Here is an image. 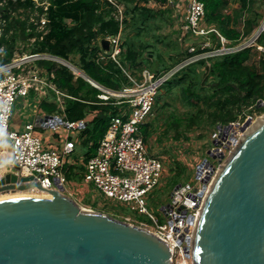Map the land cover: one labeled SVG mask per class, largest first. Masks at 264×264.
<instances>
[{
	"label": "trees",
	"instance_id": "16d2710c",
	"mask_svg": "<svg viewBox=\"0 0 264 264\" xmlns=\"http://www.w3.org/2000/svg\"><path fill=\"white\" fill-rule=\"evenodd\" d=\"M44 1L48 2L47 8L36 0H0V64L9 63L18 52L17 46L21 42L30 43L33 38L32 52H48L68 61L72 55L78 56L77 61L71 62L90 78L112 89L131 85L128 74L136 77L138 70L147 68L160 76L182 65L164 81L156 95L157 115L142 125L146 142L156 129V118L167 105L165 95L171 97L175 89L180 91L188 108L184 118L173 121L177 124L183 121L188 129L195 125H228L242 114L246 117L247 110L264 112V105H257L259 100H264V32L258 36L255 45L187 62L202 50L199 47L195 53L189 52L187 47L184 50L181 43L191 34L183 35L180 28L167 61L161 53L154 58V53L149 51L153 45L144 38L153 25L161 28L159 21L169 19L168 9L161 7L167 0H159L161 5L153 8L142 4L143 0H117L124 6L122 20L115 17L116 6L109 0ZM203 1L206 24L225 36L230 47L250 36L261 23L262 14L252 7L253 0H237L240 3L237 16L226 12L230 0ZM42 16L47 19L46 34L38 28ZM210 35L220 46L217 33ZM109 36H120L122 52L118 61L111 57L110 50L102 47L101 40ZM38 63L48 72L53 71L57 86L74 97L65 100L63 116L66 120L81 121L89 114H95L79 135L88 160L104 137L112 114L119 111L118 106L102 103L97 96L100 90L83 76H76L63 63L50 60ZM49 105L56 110V99ZM75 168L69 163L64 165L67 182L82 180ZM177 183L178 178L173 180L174 186Z\"/></svg>",
	"mask_w": 264,
	"mask_h": 264
},
{
	"label": "built area",
	"instance_id": "2783aa9c",
	"mask_svg": "<svg viewBox=\"0 0 264 264\" xmlns=\"http://www.w3.org/2000/svg\"><path fill=\"white\" fill-rule=\"evenodd\" d=\"M116 6L115 17L123 18L122 4L117 0H109ZM46 6L47 1H43ZM170 3L181 9L180 28L183 35H190L200 39L197 44L191 43L188 51L195 53L198 47L202 50L195 53L187 62L196 61L217 54L242 49L255 45L256 37L247 43H239L230 47L227 39L216 28L205 24V3L203 0H170ZM47 19L42 16L39 30L46 34ZM0 28V35L2 34ZM257 31L264 32V18ZM216 32L221 45L210 44L211 33ZM110 41L111 57L118 61L122 52L120 36L107 37ZM35 40V39H34ZM263 49L262 46H258ZM208 49V50H206ZM104 57V56H102ZM40 60H50L68 66L76 76H83L97 87V94L102 103H111L118 106L119 111L112 114L109 126L104 137L100 140L96 153L86 163L84 180L92 183L97 191L107 199L132 204L142 213L155 218L149 210L148 195L160 183L164 173V164L161 158L150 153L149 146L142 133V125L147 121L153 111L156 95L164 83L177 69L164 75L156 76L154 72L145 68L141 77L128 74L131 85L121 89H112L82 72L74 63L48 52H29L13 58L9 63L0 64V154L9 145L14 165L22 168L27 174H34L48 189H66L67 178L64 172L65 159L75 149V141L67 139L62 148L46 145L38 132L36 124L29 122L24 129L12 127L11 120L15 104L19 97H27L32 91L45 94L51 90L57 102V107L65 110L66 98H74L54 82V72H48L39 65ZM68 61V62H67ZM180 68V67H179ZM264 105V100H259L257 105ZM252 117L253 116H248ZM246 121V120H245ZM245 121L230 123L241 127ZM242 122V124L240 123ZM38 125L43 129L71 130L85 128V120L70 122L59 113L46 114L39 118ZM226 129H224L225 131ZM242 132H239L237 139ZM225 134V133H223ZM226 141L219 139L222 145H235L231 137ZM216 155L224 152L215 151ZM219 159V157H217ZM220 160V159H219ZM217 172V166L210 161L197 164L195 182L185 181L177 183L171 193L170 199L161 207L165 220H156L147 228L164 242L171 250L172 264L192 263V238L195 223L203 205L206 193L210 187L211 179ZM126 221L132 223L128 217Z\"/></svg>",
	"mask_w": 264,
	"mask_h": 264
},
{
	"label": "water",
	"instance_id": "95a60500",
	"mask_svg": "<svg viewBox=\"0 0 264 264\" xmlns=\"http://www.w3.org/2000/svg\"><path fill=\"white\" fill-rule=\"evenodd\" d=\"M101 43L111 49L109 39ZM263 116L236 126L243 134L252 127L210 184L192 238L195 264H264ZM34 189L51 196L0 199V264H172L168 244L147 228L87 210L19 166L0 169V195Z\"/></svg>",
	"mask_w": 264,
	"mask_h": 264
},
{
	"label": "rangeland",
	"instance_id": "374dc122",
	"mask_svg": "<svg viewBox=\"0 0 264 264\" xmlns=\"http://www.w3.org/2000/svg\"><path fill=\"white\" fill-rule=\"evenodd\" d=\"M36 1L39 4L44 3V0ZM252 7L256 12L262 14V21L264 18V0H253ZM230 8L233 10V14L237 16L236 11L239 8H236L234 6H231ZM177 11L179 16L175 15L169 17V19L160 20L159 23L161 25V28H155L156 26L153 25L151 32L144 37L145 39H149L150 43L153 45V47H151L149 51L154 53V58H156L158 53H161L162 55H164V58L169 61V55L173 52L172 43L176 38L178 39V29L181 24L180 15L182 14V11L181 9H177ZM34 14L37 15L38 12L35 11ZM256 31L257 28L250 36L242 39L240 43H247L252 37H254ZM154 35H157V37H155ZM212 39L213 38H211V40ZM199 40L200 39L191 36L187 38L184 43H181V46L185 50L186 47L188 48L191 43ZM31 42V45L28 42H21L19 46H17L18 52L15 53L13 58L18 57L23 53L32 52L31 49L34 45L33 38L31 39ZM210 44H212L213 46H217V42L214 40H212V42L210 41ZM147 54L148 52L145 53V56H147ZM77 59L78 56L72 55L71 59L69 60L74 62L75 60L77 61ZM136 75V77H141V71L138 70L136 72ZM165 98L167 105L163 110L162 115H160L159 118H156V129L149 137L147 142L150 153H155L159 158L162 159L164 164V173L160 183L148 195L147 206L155 218H152L149 214L142 213L132 204L119 202L113 199H107L99 191L94 189L92 185H87L85 183L68 181L66 183V194L74 198L80 204V206L87 210L103 212L114 218L122 220H126L129 217L132 223L139 226H147L149 228V226L155 224L156 220L160 222H163L165 220V216L161 211V207L170 199L171 193L174 188V179L178 178L179 183L185 181L195 182L197 164H200L204 161H210L211 163L216 165L217 170H219L223 163L231 157L239 144L236 143L235 145H228L227 147H224L220 143L215 144V141L220 137L219 126L195 125L192 129H188L186 123L184 124L183 121L178 124L174 123V118H184V114L187 111L188 107L184 105L182 94L178 89H175L173 91L171 97H167L165 95ZM262 105L263 104H261V106ZM56 112L61 115L64 114V111H62L58 107L56 109ZM157 112L158 107H156L154 103L153 112L148 117V120L156 116ZM246 112L247 116L243 117V114L240 115L238 121H245L248 116H253L252 120L256 121L259 116L264 115V112L258 111L256 109L253 111L247 110ZM168 121H170V123H168ZM240 123L242 124V122ZM63 130L65 129H61L57 133V135L60 136V140L58 141H61V139L64 137ZM244 134L242 131L238 140H240ZM75 143L77 144V141ZM217 149H221L224 152V158H222L221 160L212 157L211 153L209 152L210 150L214 152ZM83 150H85L84 147L78 146L76 148L75 154L80 155L81 153H83ZM212 180L213 179H211V182ZM12 193L31 194L32 191L8 192V194ZM192 262L193 264H195L194 261Z\"/></svg>",
	"mask_w": 264,
	"mask_h": 264
},
{
	"label": "crops",
	"instance_id": "0c3cea01",
	"mask_svg": "<svg viewBox=\"0 0 264 264\" xmlns=\"http://www.w3.org/2000/svg\"><path fill=\"white\" fill-rule=\"evenodd\" d=\"M141 3L147 5L148 7H151V8L158 7L161 5V2L159 0H143V1H141ZM231 6L239 8L240 3L237 0H230L229 8ZM161 7L168 9V16L169 17L175 16V15L179 16L175 3L174 4L170 3V0L165 1L164 4L161 5ZM229 8L226 9L227 14H233V10L231 8L230 9ZM209 27H212V26H209ZM239 27L240 28L243 27L242 22H240ZM179 29H180V26H179ZM138 78H140V77H138ZM52 101H55V95L51 90L46 91V93L44 95L39 94L38 92L32 91L31 94L27 97H19L17 99L16 104H15L14 114H13V117L11 120V125L15 129L22 130V129H24V127L27 123H29V122L35 123L36 124V131L38 132V134H40L44 143L46 145H51V146H55L58 148H62L63 144L65 143V141L67 139H69V140L72 139L75 142L77 141V144L75 143L76 145H75L74 151L69 155V157H67L65 159V162H66V164L69 163V164L77 167V168H75V170H76V172H80L79 175L82 176V180L81 181H69V182L85 183L87 185H92L94 187V189H96L92 183L86 182L84 180V175L86 172V163L88 161L85 159L86 149L84 148L85 150H83V153H81L80 155L75 154L76 148L78 146L82 147L80 142H79L80 141L79 135L81 134L83 128L71 129V130L62 128V129H65V130H63V136L64 137L61 139V141H58V140H60L59 139L60 136L57 135V133L61 129H59L57 131L51 130V129H43L38 125V120L40 117H42L46 114L56 113V110H52V108H50L49 103H51ZM94 115H95L94 113L89 114L88 117L86 119H84L87 122V124L93 118ZM8 146L9 145H7L5 151L0 154V169H2L3 171H7L10 168L12 169V168L16 167V165H14V163L12 162V158H11V154L9 152ZM153 155H156V154L153 153ZM82 167H84L83 170H82Z\"/></svg>",
	"mask_w": 264,
	"mask_h": 264
},
{
	"label": "bare ground",
	"instance_id": "6f19581e",
	"mask_svg": "<svg viewBox=\"0 0 264 264\" xmlns=\"http://www.w3.org/2000/svg\"><path fill=\"white\" fill-rule=\"evenodd\" d=\"M259 119H261V118H259ZM258 119V120H259ZM257 120V121H258ZM256 121V122H257ZM255 122V123H256ZM254 123V124H255ZM253 124V125H254ZM252 127V126H251ZM250 127V128H251ZM250 128H248V130L250 129ZM247 130V131H248ZM223 133H225V134H223ZM247 132L245 131V134H246ZM238 134H239V132L237 131V128H236V125H231L230 127H228L225 131L224 130H222L221 131V139H225V140H223V141H226L227 139V137L228 136H232V135H234L233 137H231V139H232V141L234 142V144H236V143H238V142H240L241 140H242V138L244 137V135H243V137H241V140H238L237 139V136H238ZM215 178H216V176L214 177V180H215ZM214 180H213V182H214ZM213 182H212V184H213ZM211 187H212V185H211ZM211 187H210V189H211ZM29 191H32V193L31 194H26V193H12V194H8V193H6V194H1L0 195V199H6V198H11V197H25V196H39V197H50L51 196V194L49 193V192H46V191H40V190H38V189H34V190H29ZM209 189H208V191H207V193H206V197H205V199H204V202L206 201V198H207V196H208V194H209ZM21 192H26V191H21ZM204 204V203H203ZM203 206V205H202Z\"/></svg>",
	"mask_w": 264,
	"mask_h": 264
}]
</instances>
